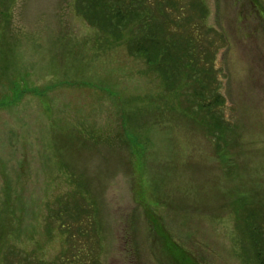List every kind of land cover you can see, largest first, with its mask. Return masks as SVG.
Returning <instances> with one entry per match:
<instances>
[{
	"label": "rangeland",
	"instance_id": "1",
	"mask_svg": "<svg viewBox=\"0 0 264 264\" xmlns=\"http://www.w3.org/2000/svg\"><path fill=\"white\" fill-rule=\"evenodd\" d=\"M143 1L225 128L77 0H0V264H264V0Z\"/></svg>",
	"mask_w": 264,
	"mask_h": 264
},
{
	"label": "trees",
	"instance_id": "2",
	"mask_svg": "<svg viewBox=\"0 0 264 264\" xmlns=\"http://www.w3.org/2000/svg\"><path fill=\"white\" fill-rule=\"evenodd\" d=\"M141 2L137 4L134 0H77V10L89 25L96 27L110 38H106L107 40L112 42V40L127 39L129 54L146 56L147 61L153 64L164 80L166 78L170 80L171 76L177 77L181 73L194 76L196 85L199 87L195 89V100L191 103L197 111L211 117L216 129H224L225 126L220 125L221 120L213 110L224 103L223 97L217 91L213 94L215 89L212 90L211 85L206 81L213 78V72L196 65L190 50L195 49L193 41L184 37L178 40L172 38L173 42L165 40V34H163L165 31L153 24L156 19L154 13L143 0ZM135 25L140 33L138 39L133 32H128L130 29L133 31ZM176 44L178 48L183 49L181 55L174 51L173 46ZM189 58L196 65H193V68L191 63L184 62ZM70 264H73V261L70 260Z\"/></svg>",
	"mask_w": 264,
	"mask_h": 264
}]
</instances>
